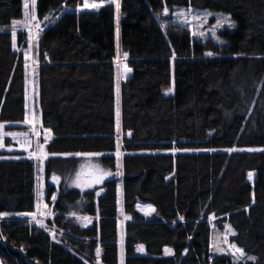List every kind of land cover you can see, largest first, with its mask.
I'll use <instances>...</instances> for the list:
<instances>
[{
  "label": "trees",
  "instance_id": "1",
  "mask_svg": "<svg viewBox=\"0 0 264 264\" xmlns=\"http://www.w3.org/2000/svg\"><path fill=\"white\" fill-rule=\"evenodd\" d=\"M36 3L38 105L41 127L51 132L43 141L50 156L45 180L69 174L78 152L100 153L101 165L113 171L120 142L121 177L104 182L99 196L60 185L52 222L66 240L55 243L15 218L35 208L33 162L0 160V213L12 217L0 221L1 264H86L92 258L118 264L120 183L129 219L124 264H264V150L158 153L264 148V0H119V13L115 3L95 9L85 0ZM68 8L73 11L47 26ZM165 8L226 14L235 28L220 34L225 46L218 49L182 27L163 28ZM22 16L23 0H0V29ZM17 40L26 46L23 34ZM118 55L130 71L120 84L116 131ZM24 116L23 59L13 52L11 34L0 31V123H20ZM81 199V214L92 219L86 228L65 218ZM138 202L150 204L156 218L139 215ZM232 244L245 255L234 256Z\"/></svg>",
  "mask_w": 264,
  "mask_h": 264
},
{
  "label": "rangeland",
  "instance_id": "2",
  "mask_svg": "<svg viewBox=\"0 0 264 264\" xmlns=\"http://www.w3.org/2000/svg\"><path fill=\"white\" fill-rule=\"evenodd\" d=\"M29 8L26 10L25 0H23V16L22 19L19 21H16L18 23L14 24L12 23L8 28L0 29L2 32H9L12 37V49L15 54L18 56H21L23 59V69H24V88L26 90V105L24 106L25 114L31 118H35V131H33L32 125H26L23 122L20 123H3L5 127L3 129H0V132H24L28 134V138L31 141V148H29L27 151L22 150L19 147L18 138H14L12 136H3L0 138V144H3V147H0V160L3 159H15V158H24L29 159L33 162L34 165V171H35V208L33 211L34 215L27 216V215H15V218L25 220L30 225H34L41 230L46 231L53 242L55 243H63L65 244L64 240H66V232H63L61 230H58L53 221V218L55 216L54 205L58 199V195L60 192V185H62L63 189L68 190H77L80 192V195L89 193L92 191H95L96 196H99L101 193L100 187L102 184L106 181H110L113 179H118L121 177V161L123 157V153L120 149L121 142L119 145V157H117V151L113 154L115 157V169L113 171L109 170V168H106L105 166H102L100 163V155L99 156H93V157H86V156H78L74 157L79 158L76 161V167H74L72 170H70L69 174L64 175V178H60V176L52 175L50 176L48 182L45 180L44 175V166L47 164L48 159L50 158L49 155L43 160V163L40 164L37 158H29L30 153H36L37 152V145H42L43 150L45 146V136L48 134L45 130L41 127V115H40V109L38 105V88H37V80H36V43H37V37L41 29V24L36 22H29L27 26L25 25V13L26 11L30 14L33 9L31 6V0H28ZM37 4V3H36ZM116 6V5H115ZM36 11V6H35ZM73 10L68 8L63 10L60 14H58L55 17H52L47 21V26H51L57 21H59L60 17L63 14L71 13ZM178 12H183L185 15L178 16ZM190 12V14H189ZM164 19L165 21L162 22L163 28H166L168 24L182 27L183 29H186L191 38L199 43H204L205 41H210L216 46L218 49L223 48L225 46V43L221 40L220 34L223 31H233L235 28V22L231 19L230 16L222 13H215L210 12L207 10H196L192 8H177L173 9L171 12H167V14L164 12ZM221 21V24L217 25V20ZM39 23L40 29L38 30L35 27V23ZM29 28H31V33L33 38L31 41L29 40ZM13 32L16 33V40H15V46L13 41ZM195 33V34H194ZM23 34L26 46L23 47V45H18V36ZM25 53L28 55L27 61L25 60ZM209 56V55H206ZM125 61H121V58L119 59V62L117 63V77L114 84V122H115V128L116 131L118 130L117 126V109H119V122H120V106H119V82L121 80L125 79L128 76V71L125 72L126 64H124ZM27 63L28 67H25V64ZM128 69V68H127ZM25 101V100H24ZM25 117V116H24ZM24 121V120H23ZM120 134V132H119ZM8 141V142H7ZM11 148L12 150L9 151L8 149ZM236 149L235 151H227V149H187V150H177V149H171L166 151L158 152L160 154H167V155H177V154H215V153H235V152H247L248 149ZM264 150V148H260L257 150L252 151H261ZM251 152V151H250ZM105 156V155H104ZM89 165H98L100 169L110 172L112 175L107 176L102 182L100 183H94L89 186V181L91 180L90 169ZM119 165V166H118ZM77 173H80V182L81 186L77 187L75 184V180L77 177ZM120 175V176H119ZM53 176L58 177L59 179L54 181ZM119 176V177H118ZM253 175H251L250 181H252ZM48 188H53L54 191L52 195L50 196L49 202H46V194ZM53 196L56 197L55 200H53ZM40 205L39 209L37 208V205ZM84 204V200L81 199L72 209L71 211L65 216L73 226H82V228L89 227L92 219L86 217L87 219H84L85 216L81 214V210ZM150 205L143 202H138L136 204V211L139 215H141L144 219L150 220L156 218L155 211H152L151 214L145 215V206ZM153 208V207H152ZM154 209V208H153ZM117 210L120 211L119 214V221H118V264H123V247H122V241L121 239L124 236V226L129 221V219L125 218L123 214H121L122 210V188L121 183L118 184L117 188ZM12 217H6V216H0V221L6 220L8 221ZM211 221L213 218L210 219ZM43 225V226H41ZM96 256V255H95ZM86 264H101L98 259L92 258L91 261L85 260ZM1 264V262H0Z\"/></svg>",
  "mask_w": 264,
  "mask_h": 264
},
{
  "label": "snow or ice",
  "instance_id": "3",
  "mask_svg": "<svg viewBox=\"0 0 264 264\" xmlns=\"http://www.w3.org/2000/svg\"><path fill=\"white\" fill-rule=\"evenodd\" d=\"M36 2L37 0H31V6H32V9L33 11L29 14L27 11L25 13V25L27 26V24L29 22H36L37 21V17H36V13H35V6H36ZM113 3H115L116 5V10H117V13H119V10H120V4H119V0H112ZM101 5L99 4H92L90 7L91 8H98L100 7ZM25 9L27 10L29 8V4H28V0H25V5H24ZM85 7H89L87 4L85 5ZM165 13L167 14L168 12V9L165 8ZM178 16H182V15H185L183 12H178L177 13ZM190 14V12H189ZM46 20L48 19L47 17L45 18ZM14 24L18 23L16 21H13ZM221 24V21L218 19L217 20V25L219 26ZM35 27L39 30L40 29V25L39 23H35ZM195 34V33H194ZM13 41H14V46H15V40H16V33L13 32ZM33 38L32 36V33H31V28H29V40L31 41V39ZM127 54H125L126 56ZM207 55H212V53H207ZM28 59V55L27 53H25V60L27 61ZM25 67L27 68L28 65L27 63L25 64ZM127 71H130V69H127V67H125V72ZM24 124L26 125H32V128H33V131H35V118L34 117H29L27 115V113L25 114V117H24V121H23ZM117 126H118V130H119V109H117ZM5 127V125L3 123H0V129H3ZM46 132L48 133L46 136H45V142H47L50 138H51V132L50 130H46ZM3 136H12L14 138H18V142L24 147V150L27 151L28 148H27V145H30L31 144V141L30 139L28 138V134L27 133H24V132H11V133H6V132H0V138H2ZM4 145L3 144H0V147H3ZM37 152L36 153H30L29 155V158H37L39 163L42 164L43 163V160L47 157V153L43 150V146L42 145H37ZM118 149H119V144H118ZM9 151H11L12 149L9 148L8 149ZM236 149H227V151H235ZM249 151H252L253 149H248ZM76 156H86V157H93V156H99L100 153H75ZM117 157H119V150L117 151ZM119 166V165H118ZM89 169H90V175H91V180L88 182L89 183V186L91 184H94V183H100L102 182L107 176H110L112 175L110 172H106L102 169L99 168L98 165H89L88 166ZM80 173H77V177H76V180H75V184L77 187H80L81 186V182H80ZM251 173H249V178H251ZM59 178L56 177V176H53V180L56 181L58 180ZM53 200L56 199L55 196L52 197ZM40 205L38 204L37 205V208L39 209ZM145 215H149L151 214L152 211H154V209L152 208L151 205H146L145 206ZM6 215V213H0V216H4ZM19 215H27V216H31V215H34L33 213H20ZM84 219H87L86 217ZM43 226V225H41ZM226 228H229V231H231L230 227L229 226H225ZM234 234V233H233ZM143 246H139L138 250H142ZM231 248L234 250L233 251V255L236 256H244V252H243V249L237 247L235 244H232L231 245ZM166 252H169L170 253V250L166 249L165 250ZM100 255V249L99 247L97 248V256ZM250 259H254V258H250Z\"/></svg>",
  "mask_w": 264,
  "mask_h": 264
},
{
  "label": "crops",
  "instance_id": "4",
  "mask_svg": "<svg viewBox=\"0 0 264 264\" xmlns=\"http://www.w3.org/2000/svg\"><path fill=\"white\" fill-rule=\"evenodd\" d=\"M117 19V18H116ZM121 58V61H124L125 60V58H123V57H119V55L116 57V59L114 60V66H115V80H116V77H117V63L119 62V59ZM124 64H125V62H124ZM36 68H37V65H36ZM36 68H35V70H36ZM128 74H129V71H128ZM115 80H114V84H115ZM121 82H122V80H121ZM121 82H119V89H120V84H121ZM24 86H25V84H24ZM38 88V87H37ZM24 106L26 105V90H25V88H24ZM119 129H120V122H119ZM47 135V134H46ZM105 156H108V154H104ZM73 157H78V156H76V155H73ZM35 184V183H34ZM118 214H120V211L118 212ZM121 214H123V212H122V210H121ZM125 218H127L126 216H125ZM128 219V218H127ZM124 230V229H123ZM121 245H122V249H123V264H124V236H123V238L121 239ZM120 243H119V241H118V245H119ZM139 252H141V250H139Z\"/></svg>",
  "mask_w": 264,
  "mask_h": 264
},
{
  "label": "built area",
  "instance_id": "5",
  "mask_svg": "<svg viewBox=\"0 0 264 264\" xmlns=\"http://www.w3.org/2000/svg\"><path fill=\"white\" fill-rule=\"evenodd\" d=\"M86 4L88 6H91L92 4H99V5H108L113 3L112 0H85ZM19 147L24 150V148L21 146V144L19 143ZM27 148H31V144L27 145Z\"/></svg>",
  "mask_w": 264,
  "mask_h": 264
},
{
  "label": "bare ground",
  "instance_id": "6",
  "mask_svg": "<svg viewBox=\"0 0 264 264\" xmlns=\"http://www.w3.org/2000/svg\"><path fill=\"white\" fill-rule=\"evenodd\" d=\"M22 146V145H21ZM23 147V146H22ZM24 148V147H23Z\"/></svg>",
  "mask_w": 264,
  "mask_h": 264
},
{
  "label": "water",
  "instance_id": "7",
  "mask_svg": "<svg viewBox=\"0 0 264 264\" xmlns=\"http://www.w3.org/2000/svg\"><path fill=\"white\" fill-rule=\"evenodd\" d=\"M90 174H88V176H89Z\"/></svg>",
  "mask_w": 264,
  "mask_h": 264
}]
</instances>
